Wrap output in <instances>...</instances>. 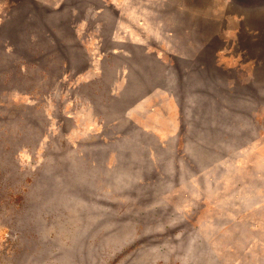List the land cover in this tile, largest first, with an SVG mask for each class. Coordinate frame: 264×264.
Wrapping results in <instances>:
<instances>
[{"label":"rangeland","instance_id":"obj_1","mask_svg":"<svg viewBox=\"0 0 264 264\" xmlns=\"http://www.w3.org/2000/svg\"><path fill=\"white\" fill-rule=\"evenodd\" d=\"M0 264H264V0H0Z\"/></svg>","mask_w":264,"mask_h":264}]
</instances>
